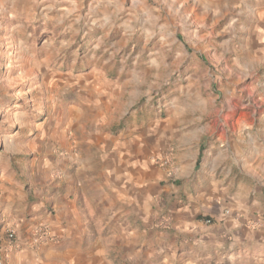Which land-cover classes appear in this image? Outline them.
I'll list each match as a JSON object with an SVG mask.
<instances>
[{
	"label": "rangeland",
	"instance_id": "obj_1",
	"mask_svg": "<svg viewBox=\"0 0 264 264\" xmlns=\"http://www.w3.org/2000/svg\"><path fill=\"white\" fill-rule=\"evenodd\" d=\"M263 5L0 0V264H73L67 248L95 264H264V208L242 221L248 239H222L209 215L172 229L182 196L141 218L109 175L115 138L185 101L187 127L217 122L229 134L249 116L239 132L264 143V49L253 41Z\"/></svg>",
	"mask_w": 264,
	"mask_h": 264
},
{
	"label": "crops",
	"instance_id": "obj_2",
	"mask_svg": "<svg viewBox=\"0 0 264 264\" xmlns=\"http://www.w3.org/2000/svg\"><path fill=\"white\" fill-rule=\"evenodd\" d=\"M253 19V41L264 49V5L257 8ZM198 103L202 110L206 108L204 100ZM187 108H192V103L185 101L183 107L175 106L166 119L155 115L139 130L115 138L110 154V180L121 197L136 204L141 218L152 213V205L158 200L170 202L169 197L182 196L187 203L167 215L172 229L189 230L202 225L197 219L199 215H209L217 220L215 230L224 234L222 239L227 235H244L248 239L252 229L242 221L256 217L264 208V143L256 145L251 136L246 138L239 132L253 123L249 116L236 118L234 132L215 133L217 122L187 127L182 117ZM180 180L182 186L176 185ZM57 203L61 211H74L67 201L60 199ZM149 204L151 212L144 215ZM226 207L233 215L231 220L224 214ZM212 235L209 240L215 245L217 233ZM220 246L222 242H217L215 249ZM225 246L230 250L237 245L230 242ZM63 253L69 263L95 264L75 249L67 248Z\"/></svg>",
	"mask_w": 264,
	"mask_h": 264
},
{
	"label": "built area",
	"instance_id": "obj_3",
	"mask_svg": "<svg viewBox=\"0 0 264 264\" xmlns=\"http://www.w3.org/2000/svg\"><path fill=\"white\" fill-rule=\"evenodd\" d=\"M158 107H160L161 108V105H158ZM211 222V220L208 218V219H206V223H210ZM45 232V231H44Z\"/></svg>",
	"mask_w": 264,
	"mask_h": 264
}]
</instances>
